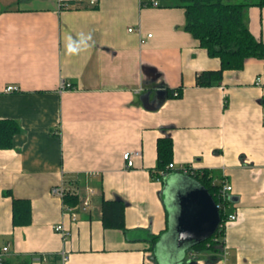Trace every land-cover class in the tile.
Returning a JSON list of instances; mask_svg holds the SVG:
<instances>
[{
    "label": "crops",
    "instance_id": "0c3cea01",
    "mask_svg": "<svg viewBox=\"0 0 264 264\" xmlns=\"http://www.w3.org/2000/svg\"><path fill=\"white\" fill-rule=\"evenodd\" d=\"M159 3L99 0L59 10L55 0H0V119L20 127L12 147L0 149L6 264H160L158 249L173 241L165 183L198 182L182 165L211 171L214 183L226 178L233 190L225 213L236 214L224 222L219 258L206 252L194 263L187 252L185 264H264V58L225 70L221 85L198 86L197 74L219 69L220 60L185 29L183 7ZM247 23L264 42V7L250 6ZM69 45L77 51L69 54ZM180 87L181 97L168 96ZM164 136L173 139L175 167L158 179ZM127 150L141 151L131 168ZM61 183L96 191L76 220L51 193ZM13 198L30 200L28 224H13ZM102 199L123 200L132 234L104 227Z\"/></svg>",
    "mask_w": 264,
    "mask_h": 264
},
{
    "label": "trees",
    "instance_id": "16d2710c",
    "mask_svg": "<svg viewBox=\"0 0 264 264\" xmlns=\"http://www.w3.org/2000/svg\"><path fill=\"white\" fill-rule=\"evenodd\" d=\"M170 5L185 9V29L196 38L200 45L207 49L208 54L220 60L217 70H202L196 76L198 86L221 85L224 71L241 69L246 59L251 57L264 58V42L257 39L247 23V10L250 6L264 7V0H170ZM95 7V6H94ZM183 88L168 89L169 97H181ZM176 93V94H175ZM20 131L15 120L0 119V149L12 147L14 136ZM174 142L171 136L157 140V174L163 178L168 175V165L173 161ZM164 172V173H163ZM164 174V175H162ZM202 185L208 188L216 202L220 199L221 183H214L212 172L207 169L196 170L193 174ZM78 196L67 194L64 202L76 205ZM123 200L102 199V221L106 228L123 229L128 235L124 222ZM222 222L218 231L204 242L192 247L193 257L208 253L210 259L219 258L224 248V220L226 213L220 209ZM31 220V203L28 199L13 198V224L25 225ZM158 236H150L152 256L155 258V247ZM156 262V261H155Z\"/></svg>",
    "mask_w": 264,
    "mask_h": 264
},
{
    "label": "water",
    "instance_id": "95a60500",
    "mask_svg": "<svg viewBox=\"0 0 264 264\" xmlns=\"http://www.w3.org/2000/svg\"><path fill=\"white\" fill-rule=\"evenodd\" d=\"M159 93L164 95L166 90L161 89ZM163 192L174 224L173 241L162 243L170 250L165 258L158 255L159 263L185 264V254L218 231L222 222L220 208L208 188L193 179L179 180L174 184L166 182Z\"/></svg>",
    "mask_w": 264,
    "mask_h": 264
},
{
    "label": "built area",
    "instance_id": "2783aa9c",
    "mask_svg": "<svg viewBox=\"0 0 264 264\" xmlns=\"http://www.w3.org/2000/svg\"><path fill=\"white\" fill-rule=\"evenodd\" d=\"M58 9L59 10H63V9H68V8H74V7H80L83 5H87V6H96L99 2V0H55ZM154 5V6H158L159 0H142V5ZM130 31L132 30V28L129 29ZM152 36V33L148 34V37ZM142 42L145 41V39L142 37L141 39ZM262 78L258 77L257 78V82H261ZM61 89H65V88H72V85L69 82L66 81H62L61 83ZM18 90V87L16 85H8L6 87V91H16ZM176 94V93H175ZM141 156V151L140 150H134V151H124L123 153V158L124 161L126 163V167L131 168L135 166V158ZM175 165L173 162H170L168 165L169 169H174ZM179 170L182 173H186V174H193L196 169H194L191 165H182ZM164 173V172H163ZM164 175V174H162ZM162 176L158 177V179H161ZM221 191H220V199L217 202L218 206L220 209H222L223 211L226 210V206L229 200V192L233 190V186L228 183L226 178H223L221 180ZM51 193L54 196L60 197L64 203V211L67 213H70L73 220L77 219V213H76V209L80 208V209H87L88 207L91 206L92 204V197L93 195L96 193L95 189L93 187H87L86 192L82 193L81 191H79V189H70L68 186H66L64 183L61 184H57L54 185L51 188ZM72 194V195H76L78 196V203L76 205H69L67 203L64 202V197L67 194ZM236 218V214H228L226 216V219L224 220V222L229 219V220H234ZM55 230L62 233L63 236L66 238L68 236V231L66 230V228L64 227V225L62 223H58L57 225H55ZM9 251V245H3L0 246V264H6L5 263V255L7 254V252ZM62 258L65 261L67 259V255L66 253L63 251L62 252Z\"/></svg>",
    "mask_w": 264,
    "mask_h": 264
},
{
    "label": "rangeland",
    "instance_id": "374dc122",
    "mask_svg": "<svg viewBox=\"0 0 264 264\" xmlns=\"http://www.w3.org/2000/svg\"><path fill=\"white\" fill-rule=\"evenodd\" d=\"M172 215L173 214H171L170 215V223L172 224V220H173V224H174V218H172ZM160 246V245H159ZM158 246V247H159ZM170 250V248L168 249V245H163L162 246V248H159L158 249V253H159V255L162 257V256H164V257H162V258H165L167 255V252ZM167 264H169V263H167Z\"/></svg>",
    "mask_w": 264,
    "mask_h": 264
},
{
    "label": "clouds",
    "instance_id": "9594fccd",
    "mask_svg": "<svg viewBox=\"0 0 264 264\" xmlns=\"http://www.w3.org/2000/svg\"><path fill=\"white\" fill-rule=\"evenodd\" d=\"M84 39L90 40L91 39V35L89 34L86 38L83 35H81V40H84ZM85 46H87V45H85ZM76 51H77L76 49H73L71 47V45H69V48H68L69 54H72L73 52H76Z\"/></svg>",
    "mask_w": 264,
    "mask_h": 264
}]
</instances>
